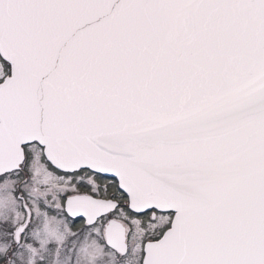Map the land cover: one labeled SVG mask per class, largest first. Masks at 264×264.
Returning a JSON list of instances; mask_svg holds the SVG:
<instances>
[{
    "label": "snow or ice",
    "instance_id": "6c2138e0",
    "mask_svg": "<svg viewBox=\"0 0 264 264\" xmlns=\"http://www.w3.org/2000/svg\"><path fill=\"white\" fill-rule=\"evenodd\" d=\"M0 264H264V0H0Z\"/></svg>",
    "mask_w": 264,
    "mask_h": 264
}]
</instances>
